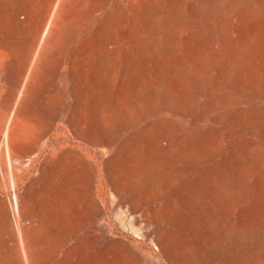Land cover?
Here are the masks:
<instances>
[{"label":"rangeland","instance_id":"obj_1","mask_svg":"<svg viewBox=\"0 0 264 264\" xmlns=\"http://www.w3.org/2000/svg\"><path fill=\"white\" fill-rule=\"evenodd\" d=\"M0 264H264V0H0Z\"/></svg>","mask_w":264,"mask_h":264}]
</instances>
